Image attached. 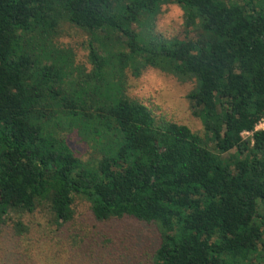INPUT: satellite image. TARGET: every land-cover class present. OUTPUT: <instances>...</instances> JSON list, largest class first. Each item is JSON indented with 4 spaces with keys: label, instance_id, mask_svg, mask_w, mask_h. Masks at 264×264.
I'll list each match as a JSON object with an SVG mask.
<instances>
[{
    "label": "trees",
    "instance_id": "1",
    "mask_svg": "<svg viewBox=\"0 0 264 264\" xmlns=\"http://www.w3.org/2000/svg\"><path fill=\"white\" fill-rule=\"evenodd\" d=\"M168 2L193 38L152 34ZM62 23L89 35L92 74L77 83L52 45ZM146 67L194 81L202 138L122 95L124 70ZM61 116L88 131L93 162ZM263 117L264 0H0V227L14 213L17 236L38 205L59 228L81 196L95 221L153 223L150 264H248L264 234Z\"/></svg>",
    "mask_w": 264,
    "mask_h": 264
},
{
    "label": "rangeland",
    "instance_id": "2",
    "mask_svg": "<svg viewBox=\"0 0 264 264\" xmlns=\"http://www.w3.org/2000/svg\"><path fill=\"white\" fill-rule=\"evenodd\" d=\"M132 29L137 34L143 30L136 24ZM152 34L180 41L194 37L193 30L183 22L182 11L171 2L159 6ZM113 37L116 42L118 37ZM139 38L143 40L142 33ZM88 40L89 35L73 25L62 23L59 27L52 45L54 50L69 57L64 70L65 82L77 83L85 75L91 76ZM111 47L115 49L116 46ZM110 78L114 82L115 79ZM119 85L123 96L152 109L156 119L161 117L183 125L203 137V127L191 116L185 98L194 86L193 80L182 82L153 67H146L133 76L127 68ZM60 122V133L74 155L82 162H93L97 154L89 141L88 131L78 124L76 128L67 127L62 116ZM242 137H249V134L244 133ZM88 207L84 198L76 196L71 206L72 219L56 229L47 207L38 205L31 214L22 217L26 232L18 236L12 230L15 215L9 212L12 222L7 221L0 227V264H150L158 244V231L153 223L130 217L98 222L92 218ZM249 263L264 264V234Z\"/></svg>",
    "mask_w": 264,
    "mask_h": 264
},
{
    "label": "built area",
    "instance_id": "3",
    "mask_svg": "<svg viewBox=\"0 0 264 264\" xmlns=\"http://www.w3.org/2000/svg\"><path fill=\"white\" fill-rule=\"evenodd\" d=\"M261 130L264 131V117L261 118L254 126V131Z\"/></svg>",
    "mask_w": 264,
    "mask_h": 264
}]
</instances>
